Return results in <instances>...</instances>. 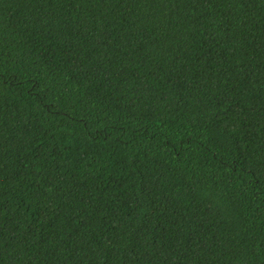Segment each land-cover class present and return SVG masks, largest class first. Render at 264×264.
Returning a JSON list of instances; mask_svg holds the SVG:
<instances>
[{
  "label": "trees",
  "instance_id": "16d2710c",
  "mask_svg": "<svg viewBox=\"0 0 264 264\" xmlns=\"http://www.w3.org/2000/svg\"><path fill=\"white\" fill-rule=\"evenodd\" d=\"M0 264H264V0H0Z\"/></svg>",
  "mask_w": 264,
  "mask_h": 264
}]
</instances>
